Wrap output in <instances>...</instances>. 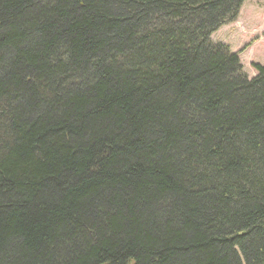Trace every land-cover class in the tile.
<instances>
[{"label":"trees","instance_id":"trees-1","mask_svg":"<svg viewBox=\"0 0 264 264\" xmlns=\"http://www.w3.org/2000/svg\"><path fill=\"white\" fill-rule=\"evenodd\" d=\"M245 1L0 0V264H264Z\"/></svg>","mask_w":264,"mask_h":264},{"label":"rangeland","instance_id":"rangeland-1","mask_svg":"<svg viewBox=\"0 0 264 264\" xmlns=\"http://www.w3.org/2000/svg\"><path fill=\"white\" fill-rule=\"evenodd\" d=\"M213 39L239 52L244 71L253 74L254 63L264 64V0H246L238 17L215 32Z\"/></svg>","mask_w":264,"mask_h":264}]
</instances>
